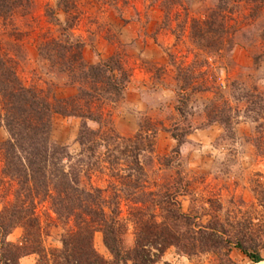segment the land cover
Masks as SVG:
<instances>
[{"label":"trees","instance_id":"1","mask_svg":"<svg viewBox=\"0 0 264 264\" xmlns=\"http://www.w3.org/2000/svg\"><path fill=\"white\" fill-rule=\"evenodd\" d=\"M71 1L59 0L66 13L74 5ZM187 1L190 0H162L165 21L171 22L173 7H183ZM252 1L259 5L252 8L251 17L264 7V0ZM229 2L218 0L214 9L206 10L203 19H191L190 39L206 54L205 59L196 55L186 67L169 55L176 67L177 97L182 105L177 107L179 113L196 95L213 93L217 97L220 91L214 78L206 77L212 69L208 59L222 57L223 52L230 53L238 45L233 39ZM30 4L31 0H0V23L11 20ZM54 22L59 36L41 44L40 56L66 77L62 88L26 86L14 60L0 46V127L8 132V138L0 144V261L11 263L12 258L6 257L4 251L16 246L7 237L21 228V254H38L47 264H156L171 247L188 257L224 251L228 255L237 248L252 262H263L260 251L264 249V231L255 229L252 220L230 223L227 229L212 214L204 225L200 222L203 213H187L182 208L179 197L187 193L186 185L148 184L143 156L154 152L156 127L149 120V129L142 126L134 137L126 138L116 131L111 119L113 110L125 99L131 70L117 55L87 63L83 56L85 44L75 36L73 23L58 19ZM259 39L264 46V28ZM245 91L237 99L253 105L252 111L264 110V94ZM216 97L206 104L208 122L230 126V118L218 116ZM55 115L82 121L77 139L80 153L73 155L68 147L54 143ZM89 122L98 127L91 128ZM178 137L174 134V138ZM259 146L264 147V136ZM97 172L112 179L107 189L84 185V178ZM259 195L264 204V190ZM44 203L66 227L73 221L62 236V247L48 253L40 216ZM124 204L128 206V218L123 216ZM129 224L134 227L135 240L133 247L126 248ZM98 232L103 235L110 259L95 249Z\"/></svg>","mask_w":264,"mask_h":264},{"label":"rangeland","instance_id":"2","mask_svg":"<svg viewBox=\"0 0 264 264\" xmlns=\"http://www.w3.org/2000/svg\"><path fill=\"white\" fill-rule=\"evenodd\" d=\"M71 3L74 5L66 13L59 0H31L28 8L0 23V46L14 60L23 83L40 89L51 85L62 88L66 84V77L40 56V46L59 36L56 19L63 23L71 21L75 36L85 44L83 56L87 63L95 64L117 55L132 72L125 99L113 110L111 119L116 131L126 138L134 137L142 126L149 129L146 127L149 120L156 127L154 152L143 156L150 178L148 184L186 185L187 193L179 197L182 208L187 213L192 210L203 213L200 222L204 225L216 214L227 229L230 223L252 220L255 229L264 231V204L259 195L264 190V147L259 146L264 136V110L252 111L253 105L237 99L245 90L264 94V46L259 39L264 28V7L251 17L252 8L259 3L230 0L233 39L238 45L230 53L223 52L222 57L209 58L212 69L206 77L214 78L220 91L217 97L213 93L196 95L179 113L177 107L182 105L177 97L176 67L169 55L186 67L196 55L205 59L206 54L190 39L191 19H203L206 10L214 9L218 0H190L183 7H173L171 22L165 21L162 0H72ZM214 97L219 118H230V126L209 124L206 104ZM81 125L78 118L55 115L54 143L68 147L73 155L80 153L77 139ZM89 126L98 127L93 122ZM174 134L180 137L176 139ZM7 138V130L0 127V144ZM111 181L99 172L83 180L84 185L103 190ZM49 206L48 203L40 206L47 253L62 247V236L73 225L72 221L66 227ZM2 208L0 193V213ZM123 216L129 217L125 204ZM134 231L129 224L126 248L134 246ZM23 236V229L17 228L7 237L16 246L4 251L6 257L12 258L10 264H47L38 254H21L18 247L22 246ZM94 246L104 258H111L102 233L95 234ZM224 252L188 257L171 247L156 264H264V249L260 251L263 261L260 263L252 262L237 248H232L228 255ZM0 264H4L2 260Z\"/></svg>","mask_w":264,"mask_h":264}]
</instances>
